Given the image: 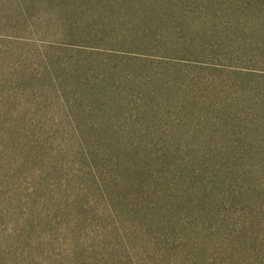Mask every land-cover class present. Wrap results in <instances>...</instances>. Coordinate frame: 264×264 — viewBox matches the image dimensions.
Listing matches in <instances>:
<instances>
[{
  "label": "rangeland",
  "instance_id": "374dc122",
  "mask_svg": "<svg viewBox=\"0 0 264 264\" xmlns=\"http://www.w3.org/2000/svg\"><path fill=\"white\" fill-rule=\"evenodd\" d=\"M242 1L0 0V106L50 105L59 78H108L121 94L108 123L126 122L120 132L206 179L201 197L216 219L115 215L75 226L4 202L0 235L33 228L44 246L2 262L60 264L63 254L51 256L76 247L81 264H264V7ZM75 91L84 105L98 100L76 87L70 99Z\"/></svg>",
  "mask_w": 264,
  "mask_h": 264
},
{
  "label": "trees",
  "instance_id": "16d2710c",
  "mask_svg": "<svg viewBox=\"0 0 264 264\" xmlns=\"http://www.w3.org/2000/svg\"><path fill=\"white\" fill-rule=\"evenodd\" d=\"M242 2L252 6L251 0ZM259 5L264 7V0ZM59 80L58 90H53L60 97L50 105L41 100L29 109L0 106V214L8 202L27 214L37 211L41 220L66 218L75 226L115 215L172 218L192 213L198 223L216 220L205 210L208 199L201 197L208 195L206 179L194 169L184 177L175 167L183 163L172 165L167 153L148 149L143 137L120 132L126 122L108 123L106 113L118 111L114 98L121 96L114 84L107 85L108 78L81 77L75 86ZM74 87L82 93L89 89L98 100L84 105L77 91L70 99ZM93 128L110 131H80ZM10 231L9 236L0 235V264L10 263L13 256L20 262L34 259L44 246L33 228ZM61 254L60 264H81L76 247L51 260Z\"/></svg>",
  "mask_w": 264,
  "mask_h": 264
}]
</instances>
